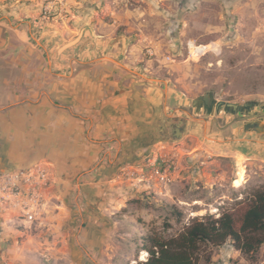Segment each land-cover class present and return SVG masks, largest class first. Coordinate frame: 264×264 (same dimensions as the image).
Here are the masks:
<instances>
[{
  "label": "crops",
  "instance_id": "0c3cea01",
  "mask_svg": "<svg viewBox=\"0 0 264 264\" xmlns=\"http://www.w3.org/2000/svg\"><path fill=\"white\" fill-rule=\"evenodd\" d=\"M40 8V0H32L25 11ZM72 29L32 34L56 43L47 66L39 54L23 62L29 56L22 49L17 64L0 66V171L41 162L51 171L52 197L49 234L16 228L0 213V264H116L130 258L135 242L133 228L121 218L127 193L119 168L173 139L165 116L178 113L168 106L167 88L143 71L128 48L123 61L118 44L107 50L114 37L104 39L108 34H79L84 42L58 53L76 36ZM234 112L239 114L224 125L196 122L199 131L186 136L191 147L179 148L174 185L163 197L175 196L180 207L200 201L212 207L256 179H237V160L245 168L264 162V117Z\"/></svg>",
  "mask_w": 264,
  "mask_h": 264
},
{
  "label": "rangeland",
  "instance_id": "374dc122",
  "mask_svg": "<svg viewBox=\"0 0 264 264\" xmlns=\"http://www.w3.org/2000/svg\"><path fill=\"white\" fill-rule=\"evenodd\" d=\"M55 1L61 4L55 3L56 7L63 8L61 17H43L42 8L38 13L27 14L26 6L32 3V0H0V15L14 16L15 22L20 17L44 20L48 23L45 25L46 30L51 34H58L60 32L57 33V30L62 32L63 29L68 30L71 27L73 35L77 32L79 22L80 25L83 24L85 34H94L96 30L99 34L110 35L104 39L117 34L127 35L129 55L137 58L136 63L149 77L167 88L168 106L175 107L178 114H181V108L199 120L202 117L208 120L217 116L219 124L222 125L227 117L239 114L234 112L233 116L228 109L222 106L218 108L216 103L222 101L245 104L240 114L249 113L264 117V0ZM40 2L42 6V0ZM33 30H37V26ZM188 40L208 43L206 48L217 46L220 52L192 57L185 45ZM55 44L52 40L48 41L49 47H54ZM115 44L117 42L112 44V47ZM205 92H209L212 99L207 113L202 101L192 104L194 98ZM196 109L199 110L196 112ZM198 112L199 114H195ZM190 141L185 137L183 140L158 142L149 151L161 147L163 143H169L168 146H176L179 152L183 145L191 147ZM199 141L201 143V140ZM258 165L250 163L249 167L245 168L238 159V170L242 172H237V179L238 176H241V179L244 175V180L250 175L256 176V179L238 192L230 191V197L224 199L225 204L219 203L221 205L218 206L214 202L212 207L205 204V201H200L199 205L194 206L185 203L180 207L181 203L175 196L174 200L162 196L166 189L160 184L144 190L142 187H129L119 179L127 193V206L122 211L125 213L128 207V216L131 215V218L125 217L123 213L121 218L123 223L133 228L135 250L130 258L125 257L123 262L116 264H130L133 260L139 262L140 251L143 250L142 239L147 235L172 237L195 218H201L205 214L214 215L212 210L216 206L220 214L232 210L237 203L250 196L253 190L264 187V162L261 161L260 166ZM172 179L170 189L174 185L173 174ZM219 193L221 194V191ZM189 202L192 204V200ZM199 207H205L206 210L196 214L190 213ZM38 231L50 233L47 229L29 230ZM124 233V230L120 232L125 236ZM208 249L211 250L210 259L207 260L200 254L196 264H264V244L250 255L235 249L230 240L221 247ZM45 259L43 258L44 261Z\"/></svg>",
  "mask_w": 264,
  "mask_h": 264
},
{
  "label": "built area",
  "instance_id": "2783aa9c",
  "mask_svg": "<svg viewBox=\"0 0 264 264\" xmlns=\"http://www.w3.org/2000/svg\"><path fill=\"white\" fill-rule=\"evenodd\" d=\"M51 2L42 0L41 13L47 17L51 15L61 17L63 8L56 7L58 3L55 0ZM58 5H61L60 2ZM185 45L190 55L192 52L199 53L198 56L209 52L213 54L220 52L216 46L206 51L202 50L205 44L196 43L194 40H188ZM168 144L163 143L161 147L145 153L138 162H127L120 166L118 178L132 188L142 187L144 190H149L155 184H160L169 190L179 152L176 146H168ZM50 184L51 171L41 162L18 169L0 171V213L7 214L8 221L12 222L16 228L49 230L48 216L52 200ZM218 210L217 206L212 210L215 217L220 215ZM147 257L148 251L141 250L139 262L146 260ZM134 263L136 264L137 260L130 262V264Z\"/></svg>",
  "mask_w": 264,
  "mask_h": 264
},
{
  "label": "trees",
  "instance_id": "16d2710c",
  "mask_svg": "<svg viewBox=\"0 0 264 264\" xmlns=\"http://www.w3.org/2000/svg\"><path fill=\"white\" fill-rule=\"evenodd\" d=\"M227 240L245 255L264 244V187L218 217L195 218L175 236H145L141 248L148 251V257L136 264H196L200 254L210 259L209 247H221Z\"/></svg>",
  "mask_w": 264,
  "mask_h": 264
},
{
  "label": "flooded vegetation",
  "instance_id": "af4514ba",
  "mask_svg": "<svg viewBox=\"0 0 264 264\" xmlns=\"http://www.w3.org/2000/svg\"><path fill=\"white\" fill-rule=\"evenodd\" d=\"M43 17H47V16L43 15ZM14 18H15L14 16H10V15H6V16L4 14L0 15V66L17 64L16 59L20 58V55L18 54L20 49H22V51L25 52V54H27L30 57L29 58V57H23L22 56L23 62L31 60L32 58L37 59V56L39 54L40 61L43 63V65L47 66V62H48L47 52L49 51L48 41H46V39H42L41 35H32V34H51L48 31H46L47 26L45 27V25L46 24L48 25V23L44 20L37 21L36 18L28 20V19H24L21 17L19 18V20L17 22H15ZM47 18H49V17H47ZM61 20L62 19H60V21ZM35 26H37V30H33ZM82 28H83V24L80 25L79 28L77 29V32L75 33L76 36H78L79 34H85V31L81 32ZM43 29H45L44 30L45 32L42 31ZM94 32H95L94 34H96V36H99L98 35L99 33L96 30ZM118 35H120V34H117L116 36H118ZM22 36H23V38L20 39L19 37H22ZM111 39L112 38H109L108 41L110 42ZM37 40L41 43L40 45L37 44ZM69 40H71V39H69ZM90 40L91 39H89L88 42L91 44ZM84 41H85V38L82 37L81 41H79L78 45ZM109 42L106 46L107 50L109 48H113L112 45L111 46L109 45ZM117 44H115V45H117L119 48L118 49V55H122L121 61H123L125 54L127 52L128 43H127V46H126L123 53L121 52V46H122L121 42H117ZM37 52H39V53H37ZM205 93H209V92H205ZM211 101H212V99H210V103L208 105H206L202 101L205 113L209 112L208 109L211 106ZM200 109L202 110V107ZM179 110H181V114H174L173 116H177V117L179 116L184 120V123L179 127L181 132H182V135L178 137V134L174 130L173 135H172V137H173L172 140H183L189 134V132H193L194 130L199 131L200 125H199V123H196V122L205 121V119L203 117L201 118V120H196V117H193V120L191 119L188 121V119H187L188 116H187V114H185V111L181 108H179ZM198 110L199 109H196L195 111L197 112ZM199 112L195 113V114H199ZM190 114L192 115V113H190ZM216 118L217 119H214V121L212 120L213 117L209 118L206 121L207 126L212 124V127H215L216 123L217 122L219 123V117L216 116ZM224 124H225V122L222 125H224Z\"/></svg>",
  "mask_w": 264,
  "mask_h": 264
},
{
  "label": "water",
  "instance_id": "95a60500",
  "mask_svg": "<svg viewBox=\"0 0 264 264\" xmlns=\"http://www.w3.org/2000/svg\"><path fill=\"white\" fill-rule=\"evenodd\" d=\"M91 32L93 33L92 29H90ZM84 30L81 29V32H83ZM82 36H76L75 38L65 42L62 46H60L58 48V53L62 52L63 50H65L66 48H69L73 45H75L77 42H79L81 40ZM92 42V40H90ZM115 42H121V52L123 53L126 46H127V38L124 34H120L118 36L113 37L110 42L109 45L111 46L112 44H114ZM211 94L210 93H204L201 95H198L196 98L193 99L192 104H196L199 101H203L206 105H208L210 103V98ZM216 106L219 108L220 106L224 107L225 109H228L229 112H234V111H238L241 112L242 110H244L245 108V104H237L234 102H222V101H218L216 103ZM167 119V122L169 123V125H173L174 126V130L175 132L178 134V137L182 135V132L180 130V126L184 123V120L181 117H175V116H165Z\"/></svg>",
  "mask_w": 264,
  "mask_h": 264
},
{
  "label": "bare ground",
  "instance_id": "6f19581e",
  "mask_svg": "<svg viewBox=\"0 0 264 264\" xmlns=\"http://www.w3.org/2000/svg\"><path fill=\"white\" fill-rule=\"evenodd\" d=\"M204 44H205V46L202 48V50H205V51H206V50L209 49L210 47H209V48H206V46L208 45V43H204ZM211 47H213V46H211ZM216 47H217V46H216ZM218 50H219V49H218ZM191 55H192V57H193V55L198 56V55H200V54H199V53L194 54V53L192 52Z\"/></svg>",
  "mask_w": 264,
  "mask_h": 264
}]
</instances>
